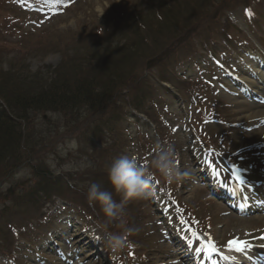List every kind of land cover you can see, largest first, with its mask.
Segmentation results:
<instances>
[{"label": "rangeland", "instance_id": "obj_1", "mask_svg": "<svg viewBox=\"0 0 264 264\" xmlns=\"http://www.w3.org/2000/svg\"><path fill=\"white\" fill-rule=\"evenodd\" d=\"M262 50L264 0H0V109L10 114L15 111L11 100L19 95L53 81L92 77L106 64L121 77L111 80L126 86L115 108L119 114L114 128L93 135L94 141L88 140L87 125L96 107L81 104L69 109L66 119L49 110L26 114L23 154H36L44 167L60 174L63 189L73 191L69 201L56 194L40 198L46 215L41 223L38 212L32 219L28 209L9 205V188L18 192L28 187L29 167L13 166L19 160L3 164L0 264H56L63 244L82 252L76 257L80 264H162L172 255L173 245L185 247L177 230L183 232L182 225H168L176 210L180 223L215 247L241 239L243 227L247 232L261 230L264 211L227 206L228 193H217L221 199L212 195L205 174L228 191L236 180L223 166L229 162L255 177L248 192L258 199L264 194V146L250 142V131L257 125H245L249 99L230 81L239 64L262 56ZM128 76L136 82H126ZM136 85L151 86L150 93H141L146 98L140 111L129 107ZM168 142L176 147L177 165L186 170L187 179L175 184L155 174V194L130 200L122 223L106 225L99 204L88 203L89 185L100 183L118 202L108 179L113 161L126 155L150 164L157 144ZM95 154H100L98 167L91 166ZM11 167L12 175L6 174ZM74 181L75 187L68 185ZM88 231L103 243L108 232L124 234L126 246L119 253L105 246L101 256Z\"/></svg>", "mask_w": 264, "mask_h": 264}, {"label": "trees", "instance_id": "obj_2", "mask_svg": "<svg viewBox=\"0 0 264 264\" xmlns=\"http://www.w3.org/2000/svg\"><path fill=\"white\" fill-rule=\"evenodd\" d=\"M200 20H202L201 17ZM109 68L110 65L106 64L101 73L92 74V77H81V80L76 82L74 80L71 82H50L46 87H41L33 92L19 95V98L12 99L10 108H14V112L9 114L4 109L0 110V168L5 163L19 160L13 166L26 164L31 174V181L29 180L28 187L25 189H21L18 192L17 190L8 189V196L11 197L9 198L11 201L9 205L12 204L13 208L17 209V207H20L25 210L28 209L29 212H37L40 198L46 197L49 194H56L65 199H70V193L73 191L72 188L66 187L63 189L60 174L44 167L36 154L34 156L32 154L28 156L23 154L21 150L23 141L22 121L26 119V114L28 112L36 113L39 110H49L57 114H63V117L66 119V112L69 109H77L81 104L91 109L96 107L97 114L90 120L89 125H87L91 127V133H88V140L94 141L93 135L97 137L107 127L110 130L114 128L117 122L115 119L119 114H117L119 111H115L116 105L119 104L118 98L122 96L121 91L126 89V86H121L122 82L116 85V82L114 83L111 80L115 78L114 76H116L117 81L121 77L117 75L116 71L109 70ZM107 78L109 79L107 80ZM162 81L160 79V82ZM126 82H132L134 84L136 79L128 76ZM126 82L124 83L125 85ZM132 91L136 92L130 98L129 107H132L133 110L140 111L141 106L143 107L142 102L146 98L141 93H150L151 86L147 85L144 88L136 85ZM99 158L100 154L91 156L92 165H90L92 167H98ZM12 167L6 174L12 173L14 170ZM63 177L67 178L66 175H63ZM77 184L78 182L74 181L70 186L75 187ZM35 207L36 209L34 210Z\"/></svg>", "mask_w": 264, "mask_h": 264}, {"label": "bare ground", "instance_id": "obj_3", "mask_svg": "<svg viewBox=\"0 0 264 264\" xmlns=\"http://www.w3.org/2000/svg\"><path fill=\"white\" fill-rule=\"evenodd\" d=\"M253 57H249L245 63L239 64L231 74L230 80L233 86L242 89V92L250 100L246 103L245 125H257L255 129L250 131V142L264 146V106L259 105V102L256 100L260 96L263 97L261 99H264V56H260L258 59ZM240 101L242 103L246 102L244 99ZM262 156L264 157V152ZM223 166L236 179L230 183L234 189V193H230V195L235 207L244 212H257L258 207H264V197L263 199H261L262 197L260 199L254 198L247 190L253 184V180H255L253 174L247 173L243 169H237L228 162L223 163ZM236 181L240 186L236 185ZM210 184L212 188L216 186V182H210ZM262 220L264 225V219ZM238 221L250 223L248 220ZM62 227L60 226V228ZM242 230L243 232H239L241 236L239 240L246 241L248 245L243 253H237L234 249H230L229 246L215 247L210 239L197 235L196 232L186 231L188 248L185 251L188 253L180 254V252L177 253L175 250H172V255L168 258V261L162 264H181V262L184 264H211L208 258L213 256V252L217 250V256L220 260L214 261V264H264V226L261 230L254 232H247L246 227H243ZM90 236L92 242L96 244L100 255L104 256L106 252L105 243L97 240L93 232H89ZM60 252L65 259L63 263H69V260L74 257L73 251L69 255V251H67L65 246L60 249ZM106 255L108 258H111L109 253H106ZM58 264H61V262H58ZM76 264H80V261H77Z\"/></svg>", "mask_w": 264, "mask_h": 264}, {"label": "clouds", "instance_id": "obj_4", "mask_svg": "<svg viewBox=\"0 0 264 264\" xmlns=\"http://www.w3.org/2000/svg\"><path fill=\"white\" fill-rule=\"evenodd\" d=\"M157 173L170 183L180 184L187 179L186 170L177 165V150L171 142L157 144L150 164L142 165L136 158L126 155L114 160L108 169V179L114 192L119 195V201L113 198L111 191L104 190L100 183L93 182L87 189L88 203L99 204L106 217V225L117 221L122 223L123 210L130 200H145L155 194L153 177ZM131 231L132 229L126 230ZM126 243L124 234L108 232L105 235V246L112 253H119Z\"/></svg>", "mask_w": 264, "mask_h": 264}, {"label": "snow or ice", "instance_id": "obj_5", "mask_svg": "<svg viewBox=\"0 0 264 264\" xmlns=\"http://www.w3.org/2000/svg\"><path fill=\"white\" fill-rule=\"evenodd\" d=\"M215 171V169H213ZM239 179V177H237ZM230 249H234L237 253H243L248 247L246 241H241L239 239H233L228 242ZM227 258V257H225Z\"/></svg>", "mask_w": 264, "mask_h": 264}]
</instances>
